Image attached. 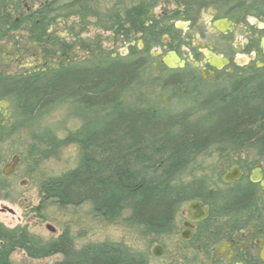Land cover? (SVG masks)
Here are the masks:
<instances>
[{"label": "trees", "instance_id": "1", "mask_svg": "<svg viewBox=\"0 0 264 264\" xmlns=\"http://www.w3.org/2000/svg\"><path fill=\"white\" fill-rule=\"evenodd\" d=\"M146 67L142 58L112 60L104 66L64 67L10 81L7 91L14 100L17 120L34 124L67 100L79 103L90 115L67 140L57 142L46 135L55 148L68 141L83 146L79 166L51 179L46 191L64 205L89 201L107 218L129 209L133 223L158 235L170 231L180 206L193 199L211 202L221 212L245 209L255 195L250 186L223 196L210 192L202 180L178 183V179L213 145L256 146L264 153V79L234 83L209 94L200 102L202 115L197 118L190 111L167 117L152 106L128 105L121 98L141 84ZM0 241V264H10L9 255L17 247L34 259L65 257L51 264H149L147 254L121 242L105 241L75 250L67 231L38 245L25 228L0 224Z\"/></svg>", "mask_w": 264, "mask_h": 264}, {"label": "rangeland", "instance_id": "2", "mask_svg": "<svg viewBox=\"0 0 264 264\" xmlns=\"http://www.w3.org/2000/svg\"><path fill=\"white\" fill-rule=\"evenodd\" d=\"M186 4L189 5V1L59 0L46 15L54 34L65 41L60 42L62 47L47 71L104 66L112 60L142 58L147 67L141 75V84L124 93L121 97L124 103L149 105L167 117L190 111L195 113L192 118H197L202 115L198 107L200 100L192 94L185 95L170 83L173 75L164 74L163 65L160 30L164 24L167 29L171 28L172 13L186 8ZM165 14L168 15L166 23ZM45 61L42 59L40 65ZM238 62L246 61L239 59ZM208 88L211 90L213 86ZM87 116L90 117L89 113L79 103L67 100L39 116L34 124L14 118L7 129L0 131V224L9 229L25 228L38 245L57 239L65 231L71 235L75 250L105 241L121 242L135 252L147 254L150 264H161L151 251L156 244L163 243L171 249L179 242L177 215L175 228L171 227L167 234L155 235L143 225L133 223L129 209H122L115 218H107L97 213L89 201L64 205L46 191L51 179L76 169L83 159V146L79 142L68 141L55 148L46 135L54 136L57 142L67 140L85 125ZM14 157L18 161L13 173L4 174V167L11 165ZM234 165L247 171L245 183L255 168L264 169V153L256 146L241 148L229 142L210 146L180 175L178 183L202 180L210 189L223 192L232 189L223 177ZM255 190L256 196L245 208L243 223H239L237 217H226L217 220L214 227L225 230L244 225L246 230L253 223L264 225V211L261 215L258 211L264 207V192L260 186ZM186 205L184 203L180 211L185 210ZM49 225L52 229H48ZM2 244L0 241V246ZM63 258L61 254L34 259L20 247L9 255L10 264H51Z\"/></svg>", "mask_w": 264, "mask_h": 264}, {"label": "flooded vegetation", "instance_id": "3", "mask_svg": "<svg viewBox=\"0 0 264 264\" xmlns=\"http://www.w3.org/2000/svg\"><path fill=\"white\" fill-rule=\"evenodd\" d=\"M58 1L0 0V131L7 129L9 121L14 119L11 94L7 91L10 81L46 72L62 47L60 42L65 41L54 34L46 15ZM187 1L186 8L172 13L171 28L161 24L164 74L174 77L169 82L201 102L209 94L230 88L234 83L251 84L264 79V0ZM167 18L165 14L164 23ZM173 53L183 65H168L174 62ZM42 59L46 61L40 65ZM239 59L246 62L239 63ZM208 86L213 88L209 90ZM234 167L241 171L239 178L226 182L225 176ZM233 168L224 174V182L232 189L221 192L223 196L245 186L252 187L254 194L257 186L264 192L262 167L255 168L245 183L247 171L240 165ZM208 188L210 192H220ZM192 201L206 207L203 219H192L201 216L197 209H188ZM186 203V209L180 211L182 204L176 213L179 242L171 249L163 243L156 244L151 251L154 256L161 254L155 256L161 264H264L263 224L253 223L246 230L244 225L225 230L214 227L217 220L226 217H237L243 223L245 209L221 212L211 202L205 204L200 199ZM261 209L259 215L264 207Z\"/></svg>", "mask_w": 264, "mask_h": 264}, {"label": "water", "instance_id": "4", "mask_svg": "<svg viewBox=\"0 0 264 264\" xmlns=\"http://www.w3.org/2000/svg\"><path fill=\"white\" fill-rule=\"evenodd\" d=\"M173 57H174V60H173L174 62L168 63V65H170L172 67L176 66L177 64L183 65V62L174 53H173ZM17 161H18V159L16 157H14L13 163L11 165L4 167V169H3L4 174H6V175L12 174L14 166L16 165ZM240 174H241V171H239L237 167H234L232 173H228L225 176V181L230 182V183L234 182V179L239 178ZM187 207L190 211H191V209H197L201 213L200 218H192L194 220L203 219V217L205 216V214L207 212L206 207L197 201H192L190 204L187 205ZM49 228L52 229V227L50 225L48 226V229ZM154 254L157 257H160V255H161L158 253H154Z\"/></svg>", "mask_w": 264, "mask_h": 264}, {"label": "bare ground", "instance_id": "5", "mask_svg": "<svg viewBox=\"0 0 264 264\" xmlns=\"http://www.w3.org/2000/svg\"><path fill=\"white\" fill-rule=\"evenodd\" d=\"M202 183H203V182H202ZM203 184H204V183H203ZM155 248H156V247L153 248V251H154ZM156 257H157V256H156Z\"/></svg>", "mask_w": 264, "mask_h": 264}]
</instances>
